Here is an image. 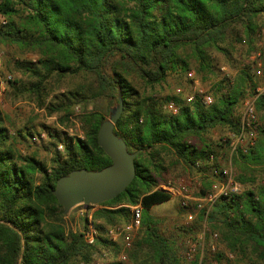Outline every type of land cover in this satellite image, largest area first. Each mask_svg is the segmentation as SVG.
<instances>
[{"label": "trees", "instance_id": "obj_1", "mask_svg": "<svg viewBox=\"0 0 264 264\" xmlns=\"http://www.w3.org/2000/svg\"><path fill=\"white\" fill-rule=\"evenodd\" d=\"M263 16L264 0H0V17L6 20L0 23V44L15 45L36 56L34 62L7 61L33 78L28 85L7 80L14 93L39 96L49 78H72L75 83L65 98L72 105L93 103L95 108L79 116L82 137L41 125L54 147L49 166L33 155H21L13 146L18 138H40L41 133L24 126L11 134L0 111V264H96L103 249H110L113 258L99 264H127L117 259L122 240L113 242L104 233L129 220V208L122 203L138 201L143 207L141 227L126 252L127 262L197 264V258L181 255L177 241L159 233L150 212L170 199L160 190L153 191L166 180L158 149L171 150L187 170L200 174L197 195L210 191L211 170L222 172L229 158L236 168L235 178L244 185L254 183L251 166H264V91L254 103L258 132L254 146L245 151L237 147L231 153L230 138L212 142L206 135L217 127L230 134L241 129L242 103L256 93V78L264 75V44L258 48L255 43ZM236 25L242 28L251 57L260 55L239 66L233 78L224 77L207 89L209 104L199 97L187 102L192 90L162 98L141 95L129 80L137 74L153 86L174 74L191 84V71L200 80L199 72L215 69L212 50L230 60L225 37L236 34ZM258 61L259 76L255 73ZM2 77L0 70V83ZM113 101L122 103L113 130L127 151L135 153V176L92 213L99 233L88 244L81 230L65 227V212L53 190L56 181L72 170L97 171L111 164L97 143V133ZM82 220L83 229L87 216ZM201 222L202 213H198L184 231L200 229ZM206 226L201 264H264V185L256 190L245 186L239 194L219 198ZM212 234L220 243L215 250L208 239Z\"/></svg>", "mask_w": 264, "mask_h": 264}, {"label": "rangeland", "instance_id": "obj_2", "mask_svg": "<svg viewBox=\"0 0 264 264\" xmlns=\"http://www.w3.org/2000/svg\"><path fill=\"white\" fill-rule=\"evenodd\" d=\"M258 23L262 25V30L260 31L261 33L256 35L255 43L256 47L260 48L264 44V16L258 20ZM233 31L236 34H233L232 36L228 33L225 37V43L229 42V45L225 46L229 50L228 57L230 60H227L228 58L223 52L212 50L211 57L215 69H213V71L211 70V72L206 70L199 72V81L206 89L211 90V86L224 77L233 78L238 67L247 64L251 60L252 53L249 52L248 42L242 39L244 37L242 36L241 26H234ZM240 38L241 40L238 41ZM35 59L36 56L32 52L21 50L15 45L0 44V70H2L3 76L0 83V111L4 125L9 129L11 134L15 135L17 130L22 129L24 126H32L35 128V133H41L40 138L37 140H34L31 136H26V140L18 138L15 140L13 146L21 155H33L49 166L54 154V147L50 144V139L46 132L42 130L41 125L58 131H63L69 136L82 137L83 131L79 116L83 111L94 110L95 108L93 103H89L86 107L81 104L72 105L70 101L65 98L66 90L75 83V80L72 78H66L64 80L55 77L49 78L45 83V88L41 91L39 96L27 91L19 95L15 94L13 88H11L6 82L7 80H16L20 81L21 84L28 85L27 83L29 80H32L33 78L27 73H23L21 70L13 69L12 65L7 63V61L13 62L15 60H24L34 62ZM191 64L192 69H196V62L191 60ZM222 67H224V70ZM128 78L141 95H151L157 98L175 94V90L178 87L181 88L183 93H187L192 89L191 84L184 80L183 75L169 74L164 82L153 86L147 85L137 74H132ZM256 80L259 86H264L263 74L262 76L257 77ZM117 107L118 102L116 101H113L111 105H109L108 112L104 114L105 120L110 119ZM241 109L242 106L240 110ZM102 110L105 111L104 107ZM229 134L230 132L227 129L217 127L211 130L206 136L210 138L212 142H215L218 141L220 137L229 138ZM191 141L197 142L193 139ZM59 146L58 150L62 151V148ZM158 152L162 165L164 166L162 172L163 178L173 180L183 177L185 180H190V183L196 192L197 187L194 181L195 176H198V173L192 174L191 171L187 170L183 163L174 156L171 150L161 148L158 149ZM228 163L229 162L225 164ZM251 168L255 170L250 172L254 179V183H247L245 186L256 190L259 186L264 185V166L253 165ZM235 169L236 168L233 166V172L236 171ZM102 207L103 205L100 203L95 205L78 203L74 205L65 212V227L67 229L82 231V218L84 215L81 214V211L87 210L89 212L92 209L96 211ZM150 212L156 220V226L159 233L169 240L177 241L181 255L186 257L188 242L195 241L198 238L203 231L202 226L200 229L197 228L194 231H184L186 228L188 229V225H192V222L189 224L185 222L186 210L179 206L177 198H170L166 202L153 206ZM204 232L206 235L207 226L204 229ZM208 239L217 244L218 248H220L218 238L215 240L212 237L211 240L210 238ZM205 243H207V240H205ZM111 252L110 249H103L97 256V261L100 263L112 259ZM124 262L131 264L130 262H127V259Z\"/></svg>", "mask_w": 264, "mask_h": 264}, {"label": "built area", "instance_id": "obj_3", "mask_svg": "<svg viewBox=\"0 0 264 264\" xmlns=\"http://www.w3.org/2000/svg\"><path fill=\"white\" fill-rule=\"evenodd\" d=\"M0 23L5 24L6 20L4 18H0ZM259 55V52H257L251 58L255 59ZM222 69L224 70V67H222ZM255 73L258 76L261 75L259 61L256 63ZM188 75L190 78H192V92L186 96V101L192 102L194 101L195 97H199L204 104H209L211 102V96L208 94L207 89L202 86L199 79L194 76L192 71L189 72ZM175 91L176 93H180L181 88L178 87ZM262 91H264V86L257 87L256 93L243 101L241 129L238 133L229 134L231 153L235 152L237 147H241L245 151L246 148L255 145L258 138V132L254 128L255 126H257L254 103L257 95ZM33 139L37 140L38 137L35 135L33 136ZM59 147H61V145ZM210 158H212V155H210ZM228 162L229 163L224 168H222V172H220V170L217 168H213L211 170V189L209 192H206L203 195H197L195 189H193V186L190 183V180H185L183 177L173 180L166 179L160 181L153 188V191L160 190L168 194L170 198L178 199L179 206L182 209L186 210V223H191L198 213H202L201 226L203 228V231L195 241L188 242L186 251V259L194 260L197 258V264H201L203 246L205 241L204 229L206 228V219L211 207L219 198L232 194H239L245 189V185L235 178V173L232 170L230 158ZM200 177V174H198V176H195L194 183L196 184L197 189L200 187ZM122 206L129 208V220L125 224L115 225L107 228V230L105 231V236L113 242L122 240V249L118 254V260L125 261L127 259L126 252L130 249L131 243L141 227L143 207L140 201L134 204L125 203L122 204ZM93 212L94 209L90 210L89 212L87 210L81 211L82 215L87 216L86 227L83 228L81 232L83 235V239L88 244L93 243L99 233L92 220ZM216 237V234H212V238L214 240L216 239ZM211 249L215 250V243L211 245ZM227 258L231 259L232 254L227 253ZM96 264H99V262H97ZM222 264L228 263L227 261H224Z\"/></svg>", "mask_w": 264, "mask_h": 264}, {"label": "water", "instance_id": "obj_4", "mask_svg": "<svg viewBox=\"0 0 264 264\" xmlns=\"http://www.w3.org/2000/svg\"><path fill=\"white\" fill-rule=\"evenodd\" d=\"M122 110L121 101L109 120L101 123L97 133L99 147L111 159L101 170H72L56 181L53 194L67 212L78 203L97 204L123 191L135 176V153H129L125 142L114 132V123Z\"/></svg>", "mask_w": 264, "mask_h": 264}]
</instances>
